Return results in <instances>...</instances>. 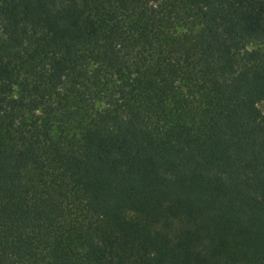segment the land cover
I'll use <instances>...</instances> for the list:
<instances>
[{
	"label": "trees",
	"instance_id": "1",
	"mask_svg": "<svg viewBox=\"0 0 264 264\" xmlns=\"http://www.w3.org/2000/svg\"><path fill=\"white\" fill-rule=\"evenodd\" d=\"M0 264H264V0H0Z\"/></svg>",
	"mask_w": 264,
	"mask_h": 264
},
{
	"label": "rangeland",
	"instance_id": "2",
	"mask_svg": "<svg viewBox=\"0 0 264 264\" xmlns=\"http://www.w3.org/2000/svg\"><path fill=\"white\" fill-rule=\"evenodd\" d=\"M248 47H253V45H249ZM91 90V91H90ZM91 92H93L92 91V89H87V93H90L91 94ZM105 98H103V97H98V99L96 100V104H97V102H98V104L97 105H99L100 107H102V106H105Z\"/></svg>",
	"mask_w": 264,
	"mask_h": 264
}]
</instances>
